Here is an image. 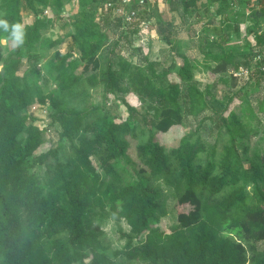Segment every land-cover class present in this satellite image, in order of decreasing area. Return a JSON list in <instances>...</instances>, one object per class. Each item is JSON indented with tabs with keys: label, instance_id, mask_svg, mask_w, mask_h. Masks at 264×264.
<instances>
[{
	"label": "trees",
	"instance_id": "obj_1",
	"mask_svg": "<svg viewBox=\"0 0 264 264\" xmlns=\"http://www.w3.org/2000/svg\"><path fill=\"white\" fill-rule=\"evenodd\" d=\"M105 1L118 0H0V19L22 23L25 31L23 44L0 57V264H116L119 257L137 264H264V149L249 154L253 112L242 99L256 86L237 89L242 95L235 111L230 105L237 93L218 98L209 86L201 90L191 83L195 64L178 52L159 15L164 1L175 11L174 0L125 5L126 13L134 10V23L155 21L169 53L151 59L149 49L146 63L137 64L133 58L141 49L123 56L114 41L115 56L102 67L108 19L126 22L111 8L99 13ZM198 1L180 0L186 14L200 13L193 23L205 31L204 70L236 86L239 69L253 66L254 55L234 42L238 21L223 16L240 11L234 0ZM67 3L74 4L67 22L72 30L40 44L41 29L51 22L41 19L43 10L49 8L57 20ZM22 10L33 14L31 23L24 22ZM216 15L223 20L214 24ZM68 36V49H56ZM8 37L0 29V41ZM52 48L48 57L40 52ZM255 66L257 75L264 73ZM169 74L176 80H168ZM98 86L102 98L95 102L91 91ZM128 93L137 106L128 103ZM34 104L50 108L44 127L29 120ZM204 111L216 129L212 142L198 131L173 147L158 139L182 127L187 115ZM55 124L57 144L49 134ZM162 185L178 211L168 232L160 226L168 214ZM184 204L187 212L178 210ZM108 215L129 226L120 249L110 247L98 225Z\"/></svg>",
	"mask_w": 264,
	"mask_h": 264
},
{
	"label": "rangeland",
	"instance_id": "obj_2",
	"mask_svg": "<svg viewBox=\"0 0 264 264\" xmlns=\"http://www.w3.org/2000/svg\"><path fill=\"white\" fill-rule=\"evenodd\" d=\"M73 3H67L65 5L64 12L59 15L57 20H54L56 18V15L52 14L49 8L43 10L41 19L44 20L46 18H49L51 22L48 23L46 26L42 27V38L40 44L44 43L45 40L50 39L52 41L57 38L63 37L65 34H67V32L72 30V25L68 24L67 22L73 20L69 15V12H72L73 6L75 4ZM104 3L98 9L99 13H103ZM174 3L177 7L175 11L169 10V4L165 3V1L162 4H159V12L161 13L159 15L160 18L163 20L162 24L164 25V28H170L172 30V40L179 44V46L177 47L178 52L188 57V60L193 61V63L195 64V66L192 68L193 75L191 79L193 80L191 83L196 84V86H198L201 90L204 89L206 86H209L215 93L214 96L218 98H222L226 94L231 95L237 93V97H235L234 95L233 103L230 105V108H234L233 110L237 111L239 109V105L237 104L240 103L239 98H241L242 95V92L238 93L237 89L240 88V86H249V82L246 84L247 76L245 74V71L243 70V68H240L237 85L228 87L227 85L218 82L217 75L204 70V61L202 60L203 56L200 52V49L205 48V44H201L200 42L205 39V31H201L202 26L199 27L198 25H196L198 27L197 28L193 23L196 15L200 13L198 11H194L195 15L191 17V15L186 14L182 10V4L180 0H174ZM216 4L219 3H213L212 8H210L211 12H215V9L217 7L215 6ZM21 16L26 24L31 23L34 19L33 14H31L27 10H22ZM203 16H206V13ZM108 21L109 27L111 29V32H109V39L99 52L100 63L102 67L107 64L109 57L113 58V56H115V54L113 55V53L110 52V48L114 44V41L117 42L116 46L114 44L115 52L123 56H128L129 53L134 52L135 48H140V51L142 52H138L133 58V61L137 64L146 63L143 59V55L147 54V51L149 49H151L153 52L150 57L151 59L155 58L158 53L160 56L161 51L169 53V51H167L169 45L166 44L165 41L161 40L158 29H155L154 27L155 21H152L153 26H147L146 24H143L140 20L136 21L135 23V20H131L130 24H128L130 21L124 22L123 20L122 23H117L116 19L113 16H111ZM137 22H139V24ZM163 30L164 29H162V31ZM124 33H126V36L124 35ZM64 39V42L59 44L56 48L61 52H65L71 43V38L69 36ZM12 46L13 44L11 40L5 39L0 41V57L4 55ZM53 49L55 48H52L49 51L45 50L40 52H42L43 54L45 53L46 57H48L53 52ZM173 55L174 60L176 62H182V59L179 55ZM24 61L25 59L23 60V62ZM44 61L45 58L42 60L40 59L39 63L43 64ZM214 64L215 63H212L211 65ZM23 69L24 66H22L20 70L22 71ZM230 71L232 70L230 69L229 72ZM167 78L170 81L176 80L173 74H169ZM91 96L92 100H94L95 102L101 101V86L94 87L91 91ZM108 96L110 99L112 98L111 95ZM125 98L129 104L134 106L138 105L136 97L132 94H126ZM242 99L249 103L250 107L252 108L251 112H253V117L251 116L248 122V127L253 132L248 140V144L250 147L249 154H251L253 150L264 149V111L261 110L264 101V89L262 90V88L260 87V89H257V91L251 93L249 96L242 95ZM108 103H110V101ZM242 104L243 103H241L240 106H243ZM117 105L120 108V112L125 115V108L121 106L119 102H117ZM49 113L50 108L48 106L40 104H34L28 109V115L31 117V119L29 120L32 121L34 124L39 125L40 127L46 126L49 122ZM243 113L246 114V111H244ZM207 115V111H204L196 116L187 115L184 121V125L182 127L178 125L172 127L166 133L157 134L158 139L168 147H173L179 145V140L182 136L189 135L198 131L199 133H201L204 140L212 142L214 140V137H216V129L212 128L211 120L207 119ZM202 121L204 122V124H200ZM198 126H200L201 128L197 129ZM57 129L60 130L59 126L55 124L49 130V134L52 137L54 144L58 143ZM162 190L164 191L166 196V206L168 209V214L167 216L162 218L160 226L162 230L168 232L176 224V213L178 211L174 212L172 210L173 198L164 185H162ZM189 208L190 207L184 204V206H180L178 210H185L187 212ZM98 225L100 229L104 230L106 241L112 249H120L123 247L126 242V239L123 238L121 234L122 232H129V226L125 223L124 220L118 221L115 220L111 215H108L104 219H101ZM116 264H137V261L127 260L124 257H119L116 259Z\"/></svg>",
	"mask_w": 264,
	"mask_h": 264
},
{
	"label": "crops",
	"instance_id": "obj_3",
	"mask_svg": "<svg viewBox=\"0 0 264 264\" xmlns=\"http://www.w3.org/2000/svg\"><path fill=\"white\" fill-rule=\"evenodd\" d=\"M199 1H201V3L202 1L207 2V0ZM234 4L236 9H239L240 11L239 16L228 13L223 17H225V19H229L230 23H235L236 21H238V23L240 24V31L239 34H235L236 37L234 38V42L235 44L239 45L240 49L243 46H245V48L247 47V53H251L254 55L251 59V64L253 66L243 68L247 76L246 84L249 82L250 85H255L257 89H260L261 87L263 90L264 73L257 75L258 71L256 70L255 65L259 64V67H264V0H234ZM212 6L213 3L211 5V8ZM215 6H218V4H216ZM218 20L222 21L223 18H220L219 15H216L213 23H219ZM197 25L199 26V24ZM248 69L250 71H248ZM257 89L255 91H257Z\"/></svg>",
	"mask_w": 264,
	"mask_h": 264
},
{
	"label": "clouds",
	"instance_id": "obj_4",
	"mask_svg": "<svg viewBox=\"0 0 264 264\" xmlns=\"http://www.w3.org/2000/svg\"><path fill=\"white\" fill-rule=\"evenodd\" d=\"M0 29H2L4 32L9 33L8 38L12 41L13 47H19L20 45L23 44L25 31H24V25L22 23L9 24V22L6 19H0ZM248 71L250 70L248 69ZM261 72H264V70H261Z\"/></svg>",
	"mask_w": 264,
	"mask_h": 264
},
{
	"label": "built area",
	"instance_id": "obj_5",
	"mask_svg": "<svg viewBox=\"0 0 264 264\" xmlns=\"http://www.w3.org/2000/svg\"><path fill=\"white\" fill-rule=\"evenodd\" d=\"M131 2H133V0H118L116 2L105 1L104 9L111 8L115 14L123 15L125 16L126 21H131L134 19L135 12L134 10H130L128 13H126V7H125V5H128ZM144 2H146V0H138V4H140L139 8H143L142 4H144ZM259 69L264 70V67L261 66Z\"/></svg>",
	"mask_w": 264,
	"mask_h": 264
},
{
	"label": "water",
	"instance_id": "obj_6",
	"mask_svg": "<svg viewBox=\"0 0 264 264\" xmlns=\"http://www.w3.org/2000/svg\"><path fill=\"white\" fill-rule=\"evenodd\" d=\"M1 73H2V70H1Z\"/></svg>",
	"mask_w": 264,
	"mask_h": 264
}]
</instances>
